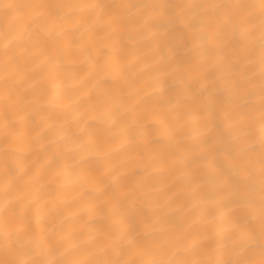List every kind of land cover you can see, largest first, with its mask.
Returning a JSON list of instances; mask_svg holds the SVG:
<instances>
[{
	"label": "snow or ice",
	"instance_id": "6c2138e0",
	"mask_svg": "<svg viewBox=\"0 0 264 264\" xmlns=\"http://www.w3.org/2000/svg\"><path fill=\"white\" fill-rule=\"evenodd\" d=\"M0 156V264H264V0H0Z\"/></svg>",
	"mask_w": 264,
	"mask_h": 264
},
{
	"label": "bare ground",
	"instance_id": "6f19581e",
	"mask_svg": "<svg viewBox=\"0 0 264 264\" xmlns=\"http://www.w3.org/2000/svg\"><path fill=\"white\" fill-rule=\"evenodd\" d=\"M6 2H10V0H6ZM101 2H104V3H112L114 2V0H101ZM131 2H137V0H131ZM142 76V70L141 68H138V67H133V68H130L129 70V77L133 80H136V79H140ZM149 91H151V89H149ZM3 160V157L0 156V162H2ZM10 163H13L15 164L16 161L14 158H10ZM115 163H119V161H115ZM160 181V176L157 174L154 176V182H159Z\"/></svg>",
	"mask_w": 264,
	"mask_h": 264
}]
</instances>
